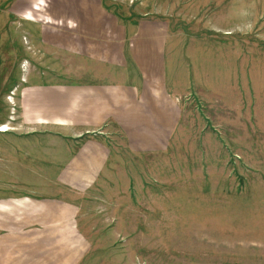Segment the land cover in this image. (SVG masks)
<instances>
[{"label":"rangeland","instance_id":"rangeland-1","mask_svg":"<svg viewBox=\"0 0 264 264\" xmlns=\"http://www.w3.org/2000/svg\"><path fill=\"white\" fill-rule=\"evenodd\" d=\"M99 1L122 23H162L190 92L167 147L134 155L116 134L99 186L114 199L83 209L103 221L82 264H264V0ZM95 4L0 0V133L32 130L22 85L72 80L65 51L83 44L65 20L86 33Z\"/></svg>","mask_w":264,"mask_h":264},{"label":"crops","instance_id":"crops-1","mask_svg":"<svg viewBox=\"0 0 264 264\" xmlns=\"http://www.w3.org/2000/svg\"><path fill=\"white\" fill-rule=\"evenodd\" d=\"M92 1L86 33L83 19L65 20L83 44L65 51L72 80L22 85L20 124L32 130L0 133V264H82L103 221L83 209L114 199L99 186L116 134L132 154H151L178 128L189 77L171 69L166 28L122 23Z\"/></svg>","mask_w":264,"mask_h":264},{"label":"bare ground","instance_id":"bare-ground-1","mask_svg":"<svg viewBox=\"0 0 264 264\" xmlns=\"http://www.w3.org/2000/svg\"><path fill=\"white\" fill-rule=\"evenodd\" d=\"M7 131V129H4V130H1L0 132H6Z\"/></svg>","mask_w":264,"mask_h":264}]
</instances>
